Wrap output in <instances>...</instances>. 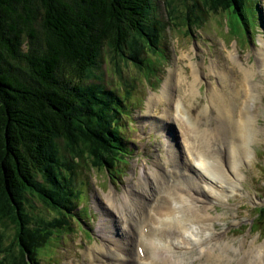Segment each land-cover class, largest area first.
Segmentation results:
<instances>
[{"label": "rangeland", "instance_id": "obj_1", "mask_svg": "<svg viewBox=\"0 0 264 264\" xmlns=\"http://www.w3.org/2000/svg\"><path fill=\"white\" fill-rule=\"evenodd\" d=\"M188 1L150 0L142 32L119 54L104 49L98 63L85 78V92H88L87 88L99 89L105 94L113 90L121 96L123 89H130L129 96L117 105L121 114L118 117V113H113L118 119L112 118L114 123L110 122L108 128L112 125L118 128L117 133L123 137L122 143L126 150H130L123 158L125 161L117 163L115 169L109 171L92 169L91 164L96 161L85 149V144H68L61 142L59 137L54 138V156L50 163L54 161L55 172L35 174L34 187L40 190L41 197L23 194L26 198L24 213L19 208L15 210V206L6 207L0 196V264H26L19 241V223L24 228L37 223L43 225L51 222V218L57 214L67 220V227L60 228L59 232L49 237L48 240L52 241L49 247H46V238L38 244L40 248L32 256L39 258V264H108L112 257L105 251L122 253L120 247L128 241L131 243L130 239H124L120 226L124 232L129 231L130 236L137 233L136 228L130 229L128 222H125L123 212L126 208L121 203L122 197L132 203V206L131 203L127 204L131 207L126 215H135L133 201L139 199L147 202L144 190L149 187L153 191L154 180H163L158 177L164 176L163 173L167 177H175L177 181L180 179V184L208 205L210 215L206 216V225L189 224L194 230L187 232L185 237L188 241L181 243L176 240V247L156 240L158 245L166 246L172 255L181 258V264H210L203 252L206 247L214 245L219 249L226 248L223 254L227 260L220 264H254L252 259L258 251V263L264 264V253L261 252L262 246L264 248V219L255 223L261 227L260 231L249 232L246 228L255 217L254 207L264 204L257 201V196H264V68L260 63L264 54V0H244V18L235 12L220 9L222 0H213L216 10L210 13L203 10L211 0H192V6L201 1L205 7L195 10L204 15L200 24L199 21L195 22L197 28L188 25ZM192 62L198 67L199 79L187 80L188 84L193 83V87H190L191 84L180 86L178 75L187 76L188 72L194 70ZM165 83L166 87L168 83V95L162 90ZM248 85L249 89L244 90ZM213 91L229 99L228 105L232 111L228 124L233 132L236 129L233 136L224 126L222 136L219 133L220 141L226 139L218 144L226 165L230 162V151L234 150L232 143L230 147L228 143H236L237 150L241 149L240 140V144H243L241 138L244 135H241L240 126L245 119L243 117L241 124H238L236 109L241 108V99L246 94L251 97L247 103L250 116L248 156L241 159L238 154L236 168L229 164L234 173L230 176L231 185L240 188L243 191L241 195L236 188L229 187L232 189L229 195H219L217 187L198 173V177L191 178L189 171L186 174L182 171V166L191 161V149L186 145L189 139L183 132L187 121L196 124L198 128L194 131L200 133L204 129H212L214 122L219 123L222 117L215 110L218 102L211 103L209 99ZM151 94L158 95L153 104L148 102ZM100 97L102 101L106 100L102 95ZM73 148L81 150L78 163L72 159ZM201 154L209 162L217 158L203 151ZM177 172L185 176L181 177V173L176 176ZM191 183L198 185L196 190L191 188ZM180 184L179 188H184ZM207 185L215 190L211 192ZM46 193L53 194L56 201L47 203L43 199ZM205 193L210 201L204 197ZM188 201L180 199L178 203L185 205L182 207L185 208L183 214L190 217L194 211ZM178 203L174 200L172 206L177 207ZM180 214L177 209L176 216ZM105 220L112 221L113 228L109 231L105 228ZM197 232L198 238L206 237L196 242ZM212 232L218 234L214 240L209 239ZM203 241L207 243L203 244ZM190 242L194 247L187 246L190 251H181ZM253 246L257 251L251 257L242 258L243 251L246 253Z\"/></svg>", "mask_w": 264, "mask_h": 264}, {"label": "trees", "instance_id": "obj_2", "mask_svg": "<svg viewBox=\"0 0 264 264\" xmlns=\"http://www.w3.org/2000/svg\"><path fill=\"white\" fill-rule=\"evenodd\" d=\"M243 2L222 0L219 8L244 18ZM187 3L188 25L197 28L195 22L200 24L204 15L195 10L204 6ZM150 5V0H0V196L6 207L24 212L26 193L41 197L35 174L55 172L50 160L56 137L85 144L96 161L92 169L109 171L125 161L130 150L118 128H108L130 89L120 96L113 90L85 92L83 84L104 49L119 54L142 32ZM215 10L211 0L203 12ZM72 151V159L80 162L81 150ZM43 199L56 201L47 193ZM260 210L254 222L264 219V208ZM19 226L26 264H39L32 256L38 244L67 227V220L57 214L43 225ZM47 242L49 247L52 241Z\"/></svg>", "mask_w": 264, "mask_h": 264}, {"label": "bare ground", "instance_id": "obj_3", "mask_svg": "<svg viewBox=\"0 0 264 264\" xmlns=\"http://www.w3.org/2000/svg\"><path fill=\"white\" fill-rule=\"evenodd\" d=\"M261 56L262 57H261L260 63L263 64V68H264V54H262ZM191 64L194 67V70L190 69L191 71L188 72V75L185 73L187 76L178 75L180 86L181 85L186 86V85L191 84L190 87H193V83L188 84L187 80L190 78L194 79L195 81H198L199 79V74L197 72L198 67L194 62H192ZM246 86L244 87V90L249 89V85L248 87ZM167 88H168V83H167V87L165 83L164 86L162 87V90L165 91L164 92L165 95H168ZM149 97H150V100L148 101L149 104H153V102H155L154 99L157 98L158 95L151 94ZM223 97L224 95L222 93L220 94L218 91H213V93L209 97V99L211 100V103L216 104L218 102L215 110L218 111V116L221 117L222 115L219 123H216L217 121L214 122V124L212 125L213 127L212 129L207 128V129H204V131L199 133L198 131H194L195 128L196 130L198 128L196 127V124H193L192 122L188 123V121H187V125L183 129V132L186 138L189 139V141H187L186 143L187 148L188 149L190 148L191 150L189 151L193 152L190 154H194L196 156L198 155L197 169L201 171V174L203 175L202 178H204V180L206 181L208 180L211 183H213L212 186L217 187V190L220 191L221 193L226 191L229 188H235V186H232L230 182V178H232L230 176L234 173L229 167L230 166L229 164H231L232 168H236L238 154L241 157V159H243V157L248 156L247 140H248V133H249L248 123L250 121V116L248 112L249 107H248V104H246L244 106L245 109L243 112L245 123H243L240 126L241 127L240 131L243 132L241 135H244L241 138L243 139V144H240L241 140L239 138L240 140L239 146H241V149L237 150V148H235L236 143L228 141L229 142L228 146L230 147V144L232 143L231 148L234 147V150L230 151V162L228 165H226L225 164L226 162H223V158H221L222 157L221 155L222 150L220 151L221 147L220 149L218 148L220 143L225 142L226 139L224 138L220 141L221 138H220L219 133H221V136H222V130L224 126L225 129L226 128L229 129V132L233 136L234 135L233 133L236 132V129L233 132L232 126H229L230 123L228 124L231 118L230 112L232 111V107L228 105L229 99L227 97H224L225 98L224 99ZM180 105L182 106V104ZM180 118H183V117H179L178 119ZM222 120L224 121L223 123H222ZM230 129H232V131H230ZM207 131L209 132L207 133ZM211 133H214V135H211ZM245 141H246V144H244ZM169 151L171 152V154H174V151L172 150H169ZM202 151L205 154L216 155L217 158L214 161L209 162L204 157H202V154H201ZM201 158H203V160H200ZM199 160H200V163H199ZM184 168L185 167H183L182 170H184ZM163 174L164 176H158L159 178L161 177L163 180H159V181L157 179L154 180L155 182L152 187L153 191H155L154 194L159 192L158 194L154 196L153 191L149 190L148 189L149 187L147 186L148 188H146L145 190L143 189V190L145 192V196H147L148 198V201L144 202L139 199H135L137 201H133L132 210L133 212H135V215H130V214L126 215V211L128 212L130 210L132 203L130 200H127L125 197H122L121 203L125 204V208H126L125 212H123V216L125 217V222L126 221L128 222V227L130 229L136 228L137 233L136 234L134 233L135 236H130L129 231L124 232V229L122 228V226H120L121 227L120 231L125 236L124 239L125 240L130 239L131 243L128 241L127 244H124L120 247L122 253H108L105 251L106 254H111L110 256L112 257V261L108 260V264H130L133 262H137V264L138 262L140 264H181L182 262L181 258L175 255H172L166 246L158 245L156 240L157 241L166 240L169 242V244H171V246H176L174 243V240H178L181 243L188 241L184 235V232L189 228L190 226L189 224L206 225V216L210 215L208 214V208H209L208 205L203 204V201L199 200L198 197H195V194L192 195L189 192V189L179 188L180 179L177 181L175 177L171 178V176L167 177L166 173H163ZM180 175L181 177L185 176L184 173H181ZM212 189L214 188L211 187L210 191ZM158 195H163L167 199L163 201L161 207H157L156 205L155 199ZM142 199L145 200V198H142ZM180 199L184 201L189 200L188 202L191 203V209L192 211H194L192 216L190 217L188 215L184 216L183 213L185 212V208H183V211L178 209L179 212H181L182 214H180L181 216L178 215L180 217L176 216L177 209L172 207V202L174 200L178 201ZM130 203H131V206L129 207L127 204H130ZM149 217H151L150 220H149ZM111 223L112 221H107V220L104 221V225L107 231L113 228V225ZM210 236L211 238L209 239L214 240L217 238L218 234H213L212 232ZM139 247L142 248L141 253L139 252ZM222 248L219 249L215 245L213 247L212 246L206 247V249H204L203 256L206 259V261H208L210 264H220L223 261L227 260L226 255L223 254L226 248L225 249H222ZM256 249H257L256 246H253L250 248V250H247L246 253L245 251H243L242 258L246 259L245 257H251L253 252L257 251ZM97 250L102 251L101 248H97ZM259 256L260 254L258 251L256 252V257L252 259L254 261V264H259L257 260ZM222 257H225V259Z\"/></svg>", "mask_w": 264, "mask_h": 264}]
</instances>
